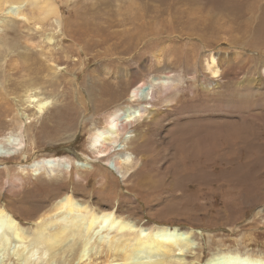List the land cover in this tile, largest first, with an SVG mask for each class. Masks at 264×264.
Masks as SVG:
<instances>
[{"label": "rangeland", "instance_id": "rangeland-1", "mask_svg": "<svg viewBox=\"0 0 264 264\" xmlns=\"http://www.w3.org/2000/svg\"><path fill=\"white\" fill-rule=\"evenodd\" d=\"M263 2L264 0H74L60 6L62 16L67 19L65 24L52 20L43 30L31 32L24 29L22 20L16 19L15 30H21L23 36H31L33 46L28 53L23 39H17L18 48L15 50V54L19 56L29 54L33 59H37L36 66L43 70L39 71L36 77L29 75V79L38 85L37 89L40 94L42 93L40 97L48 98L50 105L46 112L40 114L36 111V102L27 103L28 99L23 97L21 92L9 93L7 101L3 103V109L7 108L5 105H10L13 113H10V116L17 114L19 122L16 123L12 117L6 118L0 113V125L3 127L0 134H12L19 145L13 151L15 158L0 162V207L2 206L9 217L11 216V220L14 218L13 221L24 229L26 236H29L32 234L34 226L27 224L33 219L35 222L45 214L47 216L45 219L49 217H53V221L59 219L64 211L54 212V205L68 195L76 202L89 203L92 210L97 208L100 211L112 212L118 221H125L134 228L138 226L142 230L147 229L146 232H149V229L162 226L187 228L192 232L195 231L194 234L201 235L198 242L202 249L200 253L203 256V258L201 256L202 264L206 262L205 257L214 251H233L243 254L245 258L251 259L249 264H254L255 260L258 261V264L264 263V226L263 221L256 216L260 209H264V163L261 166H254L255 162L250 164L251 166L245 165L243 171L246 169V172L242 171L244 176L241 181L237 177L226 179L230 177L231 170L220 165L207 170L205 180L199 182L190 178L180 180L181 173L178 171L181 169V164L177 169V163H180L182 158L189 157L186 154L187 149L183 141L185 131L179 130L173 135L174 145L170 147V150L166 148L169 142L163 143V140L166 139L165 130L170 128L171 123L174 121L178 124L184 122L185 113L182 111L184 116L177 115V120L173 117L172 119H162L156 127L158 134L155 133L156 140L154 139V141L162 145L154 150L155 146L149 141L146 156H150L151 160H158V167L152 170L151 178L147 179V182L151 184V190L139 189L136 188L138 180L134 176L136 170L130 171L128 178L124 181L115 174L105 173L109 171L110 164L107 166L104 163L105 158L97 155L98 151L103 149L102 144H97L94 147L90 143L91 134L95 129L100 130L104 127V121L108 114L121 108L120 106L127 105L129 91L120 104L112 109H107L98 115H89L88 110L86 121L81 120L84 117L81 113L80 115L78 112L75 114V110H73L74 107L77 109L86 108L79 103L80 99L86 96L85 91H87V96L94 97L92 108L97 106L96 96L104 92V86L117 77L116 68L110 63L115 60L116 55H113L109 47L110 43L105 44L100 39L130 38L135 40L137 38L141 41V44L136 48L137 51L130 50L123 55V58L127 59V64L130 65L133 63L134 56L141 54L140 64L132 65L134 73L137 71L142 73L141 70L145 69L141 80L135 82L138 85H141L140 82L147 83L156 77H164V74L159 73L160 69L168 70L166 73H169V76H182L183 70H188L193 66L191 55L194 57V63L197 61L200 72L210 78L206 70V63L210 55L215 58L221 56L236 64L244 56L256 57L257 51L252 43L256 39V34L261 28H264V10L260 7L259 14L251 17L250 14L243 11L242 5L253 3V6H257ZM210 4L212 7L214 6V9L217 6L219 9L216 8L214 13L207 11ZM204 6L207 8L205 9ZM223 6H225L224 8L230 7L232 12L238 14L233 15L234 17L232 12L229 15H223L222 12H218ZM224 16L233 18L229 21ZM244 16L245 19H242ZM9 21L8 16L0 14V43L3 40L14 39L12 32L7 35L3 27ZM260 21L263 26L260 25ZM248 22L251 23L247 27L249 34L243 36L241 33L244 29L243 26ZM124 32L127 36H124ZM197 37H200L202 41ZM48 38L51 40L48 41ZM27 45L31 46L32 44L28 43ZM43 50L47 54L46 58L40 55L44 53ZM49 54L52 56L51 59ZM258 56L261 57L260 74L255 77L262 81L264 79V55L259 53ZM45 67H51L52 72L47 73L44 70ZM232 67L235 68L234 65L230 66V68ZM148 69H152L150 74L146 73ZM233 70L235 69L230 70L227 75L224 74V84L228 80L232 81V94L241 95L245 90L247 92L249 90L248 95L244 98L235 95L232 98L224 93L226 98L224 97L217 109L216 101L214 106L212 100L207 104L208 106L212 105L210 110H217L210 111L212 114H215L218 119L224 120V136L229 130H232L236 135H242V137L246 134L247 136L254 134L255 137L257 136L256 146L260 145L264 142V88L260 87L261 85L254 86L252 75L258 70L257 66L249 64L239 72L238 69L235 70L236 72ZM232 72L237 74V78L231 77L233 76ZM20 76L21 74L16 73L13 78L17 77V80L20 81ZM245 77H250L251 80L246 84L247 87L241 83ZM182 84L183 82H181ZM86 106L91 109V103ZM204 114L208 115V112ZM198 115L202 116V113H198ZM191 116L189 115L187 118L190 119ZM74 120L77 133L73 134L74 136L69 140L66 135L59 134V132L73 124ZM51 121L53 122L51 123ZM215 121L216 119H211V122L215 123ZM231 122H235V124H230ZM199 126L195 138L203 133L202 126ZM41 127L42 132L40 131ZM209 127L215 129L214 126ZM53 131H59V135H55ZM41 133H43L42 136ZM45 134H48L47 136L50 138L43 139L46 137ZM112 138L113 141L122 143L124 133L117 132L116 129ZM120 151V147L115 150L117 153ZM173 151L177 152H175V156L172 154ZM82 157L92 165H84L79 168L75 166L70 171L71 180L66 179L63 172L46 178L42 175L43 172L34 173L27 168L33 160L36 162V160L42 159L65 158L64 160H70L77 164L83 159ZM174 163L177 165L170 167ZM66 167L69 170L70 166ZM8 168L12 170L10 175L4 173V170ZM16 176L24 178V183L16 185L11 183L13 177ZM143 176L146 175L143 174ZM43 181L47 182L42 183ZM32 207L38 208L37 213L31 210ZM74 215L81 216V213L75 212ZM104 224L99 222L97 228L90 235L91 240H89L90 245L87 251L88 256L91 254L90 258H94V254L97 255L100 262L97 260L95 263L98 262V264H102L106 258L100 243L106 242L115 235L113 230ZM142 224L146 227L141 226ZM9 226L5 220H0V241L2 239L9 240L7 247L4 245L1 246L2 249L0 248V264H22L24 261L22 263L18 261L20 259L19 251L29 257L24 262L25 264H77V261H72L67 256V258L58 257L52 263L48 262L49 255L45 251L33 247L29 243H21L19 239H13ZM7 231L11 233L9 234ZM28 238L30 239V237ZM175 254L179 255L176 256L177 258H184L182 251H176ZM188 255H191L190 251H188ZM160 259L162 256L146 251L138 252L132 257L135 264H155Z\"/></svg>", "mask_w": 264, "mask_h": 264}, {"label": "bare ground", "instance_id": "bare-ground-1", "mask_svg": "<svg viewBox=\"0 0 264 264\" xmlns=\"http://www.w3.org/2000/svg\"><path fill=\"white\" fill-rule=\"evenodd\" d=\"M72 1L74 0H0V14L8 16L10 20L3 27L7 35L12 32L11 34H13L14 36V39L11 38L10 40H3L0 43V79L2 80V83L0 84V113L5 115L6 118L10 116V113H12L10 105H5L7 108L3 109V103L7 101V96L9 95V93H23V97L28 99V102L26 101L27 103L31 104L33 103V101L36 102V111H38L40 114L46 112L48 106L50 105L48 98L40 97L42 93H39L37 89L38 85L34 81H31L29 79V75L36 77L37 73L39 71L42 72L43 70L41 67L36 66L37 59H33L29 54H23L21 56L15 54V50L18 48L17 39H23L25 47H27L26 49H28L26 50L28 53L30 51L29 49L33 46L31 36H29L28 34V36H23L21 30H15L17 24L16 19L22 20L24 29H26L27 31L30 30L31 32L43 30L48 25V22L52 20H56L57 22L65 24L67 19L62 16L63 14L60 6L69 4ZM263 3H259V5L257 6H253V3L242 5L243 11L250 14L251 17H254L256 16V14H259L260 7L262 8V10H264ZM208 6L209 8L207 11L212 13H214L216 8H218L217 6L214 9V6L212 7L211 4ZM204 7L205 9L207 8V6ZM224 7L225 6H223L221 11L218 12H222L223 15H229L230 12L233 11L230 7L229 8L231 10ZM235 14L238 13L232 12V16ZM232 16L224 17L227 20L231 21V18L234 17ZM245 16L242 17V19H245ZM260 22V25L263 26L262 21ZM250 24L251 23L248 22V24L243 26L244 29L242 30V32L240 31L243 36L249 34L247 32V27ZM125 35L126 33L124 32V36ZM139 37L140 39H142L141 36ZM197 38L202 41L200 37ZM47 40L50 41L51 39L48 38ZM100 41L105 42V44L109 42L110 44H108L113 52V55H116L115 60L111 61L110 63L115 66L117 77H114V81L108 82L106 86H104V92L96 96V100L98 101L97 106L92 108V101L94 97L92 95L91 97L87 96V91H85V99L81 98L79 103L86 108L77 109L74 107L73 110H75V114L76 112H78L79 115L81 113L84 116L81 120L86 121L88 119L86 117L88 110L89 115H98L99 113L107 109H112L114 108V106H118L120 104L123 97L126 96L127 92L129 91L127 105L120 106L121 108H118L115 111L109 113L104 121V127L100 130L95 129L90 136L91 145L95 147L97 144H102L101 146L103 147V149L99 150L97 155L99 157L105 158L104 163L107 166L108 164H110V166H108L110 172L106 170L107 172L105 173L111 175L115 174L119 179L124 181V179L128 178L130 171L136 170L134 173L135 178L138 180L136 188L151 190V184L147 182V179L151 178L152 170L155 167H158L157 164L159 163V161L151 160L150 156H146L148 142L151 141L153 143V145L155 146L154 150L159 148L162 144H157L156 141H154L156 136V127L159 125V122L162 119H172L173 117L175 120H177V115H185L184 122L181 124H178L176 121L171 123L169 125L170 128L165 130L166 139L164 138L163 143H165V141H168L169 144L166 148L167 150H170V147L174 145L173 135H175L179 130L185 131L183 141L185 143V148L187 149L186 154H188L189 157L186 159L182 158L181 162L177 163V169L180 168L179 164H181V169H179L178 171V173H181L180 180L189 178L192 180L195 179L198 182L200 180H205L207 177L206 171L216 165H220L231 170V173L229 174L230 177H227L226 179L232 177L234 179V177H237L239 181H241L244 176L242 174V171L245 165L251 166L250 164L255 162L253 164L254 166H261L264 163V142L260 145H257V147L255 142L257 136L255 137L254 134L247 136L246 134L242 137V135H236L235 133H233L232 130L227 131V134L224 136V120L218 119L215 114H212L210 111L213 112L217 110H210L209 108L212 105L208 106L207 104V102H209L210 100H212L213 103L216 101L217 109V107L220 106V103L223 102L224 97L226 96H224V93H226L228 97L230 96L232 98L235 97V95L242 96L243 98L246 97L249 90L248 92L246 90L243 93L241 92V95L237 93L232 94V81L228 80V82L224 84L223 80L224 74L227 75L230 70L238 69L239 72L240 69L243 70L249 64H254L258 69L252 75L254 78V86L258 87L261 85L260 87L264 88V79H262L261 81L260 79L257 80L255 77L256 75L259 76L260 74L259 70L261 57H259L258 55L259 53L264 55V28H261V30L256 34V39L254 43H252L254 44V47L257 51L256 57L250 55L244 56V58H242L240 62L236 64L232 61L222 58L221 56H217V58H215L214 56L210 55L206 63V70L210 75V78H208L200 72L197 61L194 63V57L191 55L193 66L188 70H183L181 72L182 76H169L170 74L166 73L168 72V70L160 69L159 73L164 74V77L161 76L153 78L147 83L140 82L139 84L141 85H138V83L135 82L141 80V78L143 77V70L145 69L141 70L142 73H140V71L139 73L138 71L135 73L132 71V65L134 63H139V60L141 61V54H138L139 56H134L133 63L130 65L127 64V59L123 58V55H125L127 51L136 50V48L141 44V41L137 38H135V40L130 38H108L100 39ZM28 43H31L32 45L28 46ZM196 51L198 52V50ZM43 52L44 53L40 55L45 56L46 58L47 54L44 50ZM51 58L52 56L50 55V59ZM29 63H31L30 66ZM231 65H234L235 68H230ZM44 70L49 73L52 68L45 67ZM148 70H146V73L150 74V70L152 69ZM16 73L21 74L20 81L17 80V77L13 78ZM231 77L237 78V74L233 73V76ZM181 82H183L182 85ZM250 82V77H245L243 82L241 83L246 86V84ZM90 103L91 109L86 106ZM7 104H9V102H7ZM214 105L215 103L213 104V106ZM182 111H184V115L182 114ZM207 112L208 115L204 114ZM198 113H202V116H199ZM189 115H192L190 119L187 118V116ZM10 117H12V119L16 123L19 122L17 114ZM59 119L61 118L59 117ZM211 119H216L215 123L211 122ZM53 121H51V123ZM230 124H235V122H231ZM75 125L76 124L74 120L73 124L58 132L59 134L63 133L64 135H66V138L69 139L74 136L73 134L76 135L77 133V131H75ZM199 125L202 126L203 133L202 135L195 138ZM209 126H214L215 129H212ZM2 128L3 127L0 125V130ZM116 129L117 132L122 131L124 133V140L122 143L113 141L112 135L114 131H116ZM41 130L42 127L40 131ZM161 130H163L162 127ZM128 131H131V133H128ZM58 132L56 131L55 135H59ZM43 133H41V136ZM47 135L45 138L43 137V139H49L50 137H48ZM121 144L126 145L122 146ZM18 145L19 143L15 136L9 133H1L0 162H4L3 160L12 159V157H14L15 155L13 151L16 147H18ZM117 147L121 148L120 153L115 152ZM175 152L176 151L172 152L174 156L177 153ZM64 159H42L36 160V162L35 160H33L32 164L27 168L34 171V173L43 172L42 175H44L46 178L56 176L63 172V175L67 177L66 179L71 180L72 177L70 171H72L75 166L79 168L84 167V165L90 166L91 164L87 160H85V158L81 159V161H78L77 164L72 163L73 161L71 162L70 160ZM138 165L141 167L138 168ZM173 165H175V163L170 167H172ZM64 166L65 168H67L66 166H70L69 170L68 168L65 169ZM243 172L245 173L246 169H244ZM4 173L10 175L12 173V170L10 168L5 169ZM143 174H145L146 176L144 177ZM142 176L143 178H141ZM23 181L24 178L16 176L13 177L11 183H15L16 185L17 183H24ZM46 182L43 181L42 183ZM205 184L207 185L208 183ZM37 209L38 208L34 207L31 210L34 213H37ZM59 210H63L64 212H62V214L59 216V219H57L56 221H53V217L45 219L47 217L45 216V214L43 217H37L39 221L36 220V223L33 221L35 219H33L32 222H29L27 225H30L32 227L34 226V230L32 231V234H29V236H26V232L24 231V229L22 227H19L15 223V221H13L14 218L11 220V216L9 217L7 212L3 210L2 206L0 207V220H5L7 223H9V228L11 229L10 231H12L11 236L13 235V239H19L21 243H29L33 247L40 248L41 250L45 251V253H48V262L50 263H52V261H54V259L58 257H68L72 261H77V264H98V262L100 261L98 260L99 258H97V255L94 254V258H90L91 254L88 256L87 251L89 250L88 247L90 245L89 240H91L90 235H92V232L97 228L98 223L103 222V224L105 223L110 227L111 230H113L115 235L108 240L106 239V242L104 241L100 243L102 251L105 253L106 257L105 261L102 264H135L132 261L133 255L137 254L138 252L145 251L147 253L149 252L151 254L162 256V259L156 261L155 264H202V255H200L202 249H200L199 246L201 245L198 242L201 235H198V233L194 234L195 231L192 232L187 228L179 229L162 226L155 227L151 230L149 229V232H146L148 231L147 229L142 230L138 228V226L134 228L125 221H118L117 218L113 216L112 212L100 211L97 208L92 210L89 203L76 202L75 200H73V198H71V196L68 195L61 198L59 202L54 205L53 211L57 212ZM75 212H80L81 216L74 215ZM21 216L23 217V214ZM256 216L258 219L263 221L262 224L264 226V209H260L256 213ZM97 221L99 222L97 223ZM141 226L146 227L144 226V224H142ZM8 233L10 234L11 232ZM28 237H30V239ZM7 241L9 240L2 239L0 241V248L4 245V247H7ZM176 251H182L184 258H177L176 256L179 255L175 254ZM188 251H190L191 253L190 256L188 255ZM18 256L20 258L18 261L21 263L22 261L26 262V260L29 258L27 257V254L24 255V252L21 251H19ZM205 258L206 262L204 264L251 263V259L249 257L245 258L243 254L233 251H214L212 253H209ZM97 260L98 262L95 263ZM63 262L65 263L64 260ZM254 264H258V261L255 260Z\"/></svg>", "mask_w": 264, "mask_h": 264}]
</instances>
